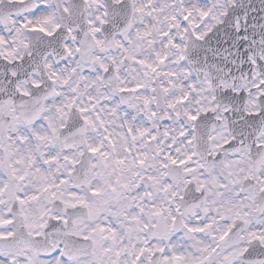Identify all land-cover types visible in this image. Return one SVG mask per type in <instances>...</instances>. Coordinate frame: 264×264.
Segmentation results:
<instances>
[{"label": "snow or ice", "instance_id": "snow-or-ice-1", "mask_svg": "<svg viewBox=\"0 0 264 264\" xmlns=\"http://www.w3.org/2000/svg\"><path fill=\"white\" fill-rule=\"evenodd\" d=\"M0 264H264V0H0Z\"/></svg>", "mask_w": 264, "mask_h": 264}]
</instances>
